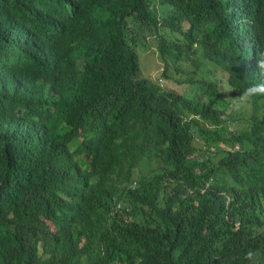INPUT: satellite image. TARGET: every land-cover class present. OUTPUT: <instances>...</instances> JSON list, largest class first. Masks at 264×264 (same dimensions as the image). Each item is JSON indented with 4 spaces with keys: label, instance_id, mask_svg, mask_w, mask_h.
<instances>
[{
    "label": "trees",
    "instance_id": "1",
    "mask_svg": "<svg viewBox=\"0 0 264 264\" xmlns=\"http://www.w3.org/2000/svg\"><path fill=\"white\" fill-rule=\"evenodd\" d=\"M262 50L264 0H0V264H264Z\"/></svg>",
    "mask_w": 264,
    "mask_h": 264
},
{
    "label": "rangeland",
    "instance_id": "2",
    "mask_svg": "<svg viewBox=\"0 0 264 264\" xmlns=\"http://www.w3.org/2000/svg\"><path fill=\"white\" fill-rule=\"evenodd\" d=\"M158 8V7H157ZM164 6H159V10L163 9ZM178 35V34H176ZM140 43L137 45V53H138V62L139 67L141 71L144 74H148L153 79H158L159 74L162 70L161 61L158 58L156 47H155V41L151 35H149L146 32H143V35L140 36ZM182 68L184 69L183 73H179L178 71L170 72L171 79L167 80H158L159 83H161L163 86H169L170 89H173L175 91L181 92V91H188L191 88L188 84H184L183 80H187L188 77L192 75V66L189 63H183ZM198 74L204 75L205 78H218L221 77V79H224V76H221L218 71L214 70V67L210 65L209 63L205 62L201 73L198 72ZM194 78L196 77V74L192 75ZM192 93V91H191ZM249 110L248 106H245L238 112H245L247 114V111ZM234 114L236 115V110H234ZM238 113V115H240Z\"/></svg>",
    "mask_w": 264,
    "mask_h": 264
},
{
    "label": "clouds",
    "instance_id": "3",
    "mask_svg": "<svg viewBox=\"0 0 264 264\" xmlns=\"http://www.w3.org/2000/svg\"><path fill=\"white\" fill-rule=\"evenodd\" d=\"M257 64L256 67L258 72L264 77V50L257 54L256 57ZM233 89L230 84L225 82V88L223 93H230ZM255 97H264V78L259 79L255 83L249 84L242 92L236 97H226L230 101V106L233 110L239 111L249 104V102ZM246 258H252L255 256L253 251H249L245 254Z\"/></svg>",
    "mask_w": 264,
    "mask_h": 264
}]
</instances>
